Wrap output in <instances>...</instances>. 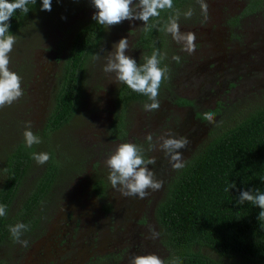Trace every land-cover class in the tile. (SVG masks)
Instances as JSON below:
<instances>
[{
	"label": "rangeland",
	"instance_id": "374dc122",
	"mask_svg": "<svg viewBox=\"0 0 264 264\" xmlns=\"http://www.w3.org/2000/svg\"><path fill=\"white\" fill-rule=\"evenodd\" d=\"M246 1L205 0L209 5L207 19L197 0L183 1L177 8L181 12L178 23L181 32L195 33V50L190 54L171 34L163 32V65L169 72L157 97L160 107L146 111L144 104L149 100L128 104L123 110L126 136L117 140L109 130L119 111L115 94L121 83L103 67L113 45L122 38L130 42L125 54L137 63L142 60L136 39L143 22L103 26L99 46L83 65L72 118L43 136L69 50L97 10L91 0H52V10L41 11L42 0H36L12 33L19 39L10 53L9 68L22 78L24 94L0 108V188L5 180L6 157L17 145L25 144L23 133L29 121L33 133L42 140L32 146L34 152L49 153L57 161L58 172L34 212L36 226L21 236L28 246L15 242L9 231L0 242V264H131L133 257L153 253L170 264V251L154 210L176 170L160 149L161 137L172 134L187 138V148L180 150L186 161L219 131L264 104V17L244 12ZM189 8L194 14L185 18L183 13ZM96 53L101 58L93 61L92 54ZM180 99L190 104L177 105L175 101ZM218 109L220 113L213 114L212 122L204 118L205 113ZM121 143L139 145L145 159H155L148 167L163 182L160 190L149 189L148 196L140 199L124 196L111 186L106 160ZM44 165L31 160L8 212L10 219ZM152 231L159 236L153 238ZM191 251L222 264L240 262L203 247L194 246Z\"/></svg>",
	"mask_w": 264,
	"mask_h": 264
},
{
	"label": "trees",
	"instance_id": "16d2710c",
	"mask_svg": "<svg viewBox=\"0 0 264 264\" xmlns=\"http://www.w3.org/2000/svg\"><path fill=\"white\" fill-rule=\"evenodd\" d=\"M183 1L173 0L174 9L180 7ZM34 6L29 4V11ZM244 12L252 15L258 13L264 17V0H247ZM173 14V10H163L159 17L149 21L153 25L149 31L145 32L141 28L136 44L143 52V57L138 65L145 63V57H150L154 49H159L165 55L164 31L160 29ZM25 15L17 10L10 18L11 34L17 30ZM102 36L103 26L94 20L76 35L43 136L57 131L72 118L82 86L83 65L99 46ZM166 80L162 81L160 89L164 88ZM147 100V96L121 83L115 94L119 111L114 115L109 130L112 138L125 139L124 108L130 103ZM175 102L180 106L190 104L184 99ZM218 112L219 109L211 113ZM33 152V147L19 144L6 157L0 204L6 205L7 209L6 215L0 217V242L7 237L10 226L24 223L28 225L25 232L36 226L34 212L56 178L58 164L50 158L33 181L16 215L11 219L8 217L12 202L29 169ZM233 183L235 187L231 188ZM257 189L264 192V104L239 122L219 131L192 154L185 161V167L176 170L167 182L164 195L155 206L154 215L163 232L164 244L170 251L168 261L179 257L180 264H222L192 252L191 248L196 246L207 248L222 258L240 259L239 263L232 264H264V217H259L261 209L250 202L239 203L242 191Z\"/></svg>",
	"mask_w": 264,
	"mask_h": 264
},
{
	"label": "clouds",
	"instance_id": "9594fccd",
	"mask_svg": "<svg viewBox=\"0 0 264 264\" xmlns=\"http://www.w3.org/2000/svg\"><path fill=\"white\" fill-rule=\"evenodd\" d=\"M205 19H207L209 5L205 0H197ZM92 5L97 10L92 19L100 26H115L123 21H142L143 31H149L153 25L149 24L152 18H157L163 10H173L166 24L161 28L171 34L174 41L183 45V50L190 54L195 50V33L181 32L179 18L181 12L174 9L173 0H138L134 5V0H91ZM36 4V0H0V108L10 106L23 96L21 87L22 78L9 68L10 53L13 46L19 39L18 36L9 32L10 24L8 21L13 17L17 10L27 14L28 5ZM52 0H42L41 11H51ZM194 10L189 8L183 13L185 18H191ZM130 42L128 38H122L113 45V51L106 57V64L103 67L105 73H114L116 80L125 84L129 89L144 96H147L150 103L144 104L146 111L157 110L160 107L157 99L162 81L167 78L169 69L167 65L161 66L165 55L159 49H154L150 57H145V63L138 65L136 60L126 55L129 50ZM92 60L97 61L101 57L98 53L92 54ZM179 60V57H174ZM204 118L212 122L213 113L207 112ZM31 122H26L23 133L25 145L31 148L33 145L42 143L39 135L31 130ZM147 139L151 141L152 137ZM162 143L160 149L166 156L170 157V163L175 170L185 167L183 154L180 150L186 149L189 141L187 138H176L169 134L168 138L161 137ZM51 155L47 152L32 153V159L38 164L47 163ZM155 159H145L144 150L141 146L133 143H121L116 151L106 160V165L110 169L108 180L114 189H117L124 196H137L144 199L148 196V190L158 191L162 187V181L155 178V174L148 165L155 164ZM235 184H231L234 188ZM229 191V189H225ZM250 202L261 209L259 217H264V192L260 190H248L240 193L239 203ZM7 206L0 204V217L6 215ZM28 230V225L17 223L9 227L12 238L23 247L28 246L27 240H21L23 232ZM153 238L159 236V233L152 231ZM131 264H166V261L156 254H147L135 256ZM170 264H180V258L174 257Z\"/></svg>",
	"mask_w": 264,
	"mask_h": 264
},
{
	"label": "flooded vegetation",
	"instance_id": "af4514ba",
	"mask_svg": "<svg viewBox=\"0 0 264 264\" xmlns=\"http://www.w3.org/2000/svg\"><path fill=\"white\" fill-rule=\"evenodd\" d=\"M139 35V34H138ZM137 38H138V36H137Z\"/></svg>",
	"mask_w": 264,
	"mask_h": 264
}]
</instances>
